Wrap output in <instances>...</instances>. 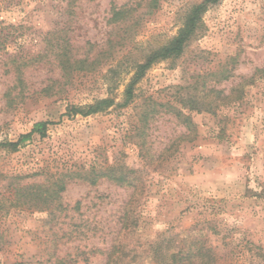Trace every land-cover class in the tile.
Returning <instances> with one entry per match:
<instances>
[{
  "label": "rangeland",
  "instance_id": "1",
  "mask_svg": "<svg viewBox=\"0 0 264 264\" xmlns=\"http://www.w3.org/2000/svg\"><path fill=\"white\" fill-rule=\"evenodd\" d=\"M200 1L160 0L123 32L108 23L111 0H0V142L51 122L0 148V264H107L114 249L125 264H176L171 253L190 250L197 264H264V0H220L120 105L136 64ZM64 38L89 60L115 41L63 77L48 44ZM103 97L115 104L68 115ZM59 178L47 203L16 192Z\"/></svg>",
  "mask_w": 264,
  "mask_h": 264
},
{
  "label": "trees",
  "instance_id": "2",
  "mask_svg": "<svg viewBox=\"0 0 264 264\" xmlns=\"http://www.w3.org/2000/svg\"><path fill=\"white\" fill-rule=\"evenodd\" d=\"M220 0H202L194 4L185 17V22L183 26L179 29L178 33L167 43L150 50L146 55L143 61L138 62L135 66V71L131 77L130 82L127 84L125 89V101L120 105H127L130 103L135 95V85L137 82L145 75L148 69H150L154 64L167 60L170 58H177L183 52L188 44V42L193 39L197 33L203 28V16L212 6L218 4ZM110 13L111 16L108 19L109 24L116 25L123 24V32L128 31L130 28L134 27L138 23L139 16L136 15L137 11L141 9H147V11H153L157 9L160 5V0H128L123 4H118L116 0H111ZM132 23L130 24L129 22ZM114 27V29H115ZM120 39L117 40V43H120L124 40V34H119ZM114 39H109V47L102 50L96 58L89 60L86 56L84 58H79L73 52V47L69 43V40L64 38L63 41H58L57 46L55 47L51 40L48 45H50L51 50L57 49L55 52V58L59 62V65L62 68V76L69 77L76 70H84L94 67L98 61H100L101 56L107 55L111 56L113 52ZM115 104V99L113 97H103L97 98L93 103L86 104L85 106H77L72 104L68 106V115H77L82 114L84 116L95 114L101 111H104ZM50 121H38L34 124L31 131L21 134L16 141H4L0 142V148L2 147H11L17 149L20 145L24 144L26 141L30 140L32 136L37 133L41 137H45L47 134L48 125ZM67 174V173H66ZM62 174V175H66ZM118 181H126L124 174L117 178ZM55 189L51 190L46 188L45 185H35V186H26L23 188H16L18 194H22V197H25V202H31L33 200H39L40 202L47 203L48 199L59 198L60 194L66 188V182L64 178H59L54 182ZM16 193V194H17ZM20 196L15 197L16 201L13 198H10V205H17V201L21 200ZM120 251V254L113 256L116 252ZM201 253V250L198 251ZM127 256V253L124 250L114 249L110 252L109 262L107 264H125L124 258ZM171 258L176 264H184V261H188L187 264H197L192 260V251H188L186 255H183L180 251H173L171 253ZM165 256L162 255L163 259ZM202 264V263H199Z\"/></svg>",
  "mask_w": 264,
  "mask_h": 264
}]
</instances>
